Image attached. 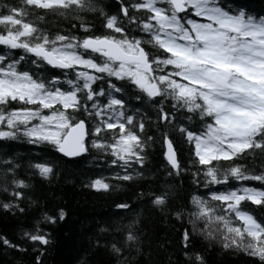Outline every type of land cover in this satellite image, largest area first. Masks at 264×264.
I'll return each mask as SVG.
<instances>
[{
    "label": "snow or ice",
    "instance_id": "obj_1",
    "mask_svg": "<svg viewBox=\"0 0 264 264\" xmlns=\"http://www.w3.org/2000/svg\"><path fill=\"white\" fill-rule=\"evenodd\" d=\"M116 5L108 12L100 0L0 3V190L11 197L0 208L22 213L24 194L17 189L31 188L17 178L22 165L14 143L31 146L36 158L27 161L25 174L42 181L61 164L78 169L89 159L115 170L83 184L107 193L114 187L109 180L149 179L148 149L162 142L165 174L178 181L187 177L194 188L191 207L185 206L193 231L242 253L249 264H264V221L241 206L264 208V190L243 183L264 184V171L256 174L247 165L250 157L264 156V15L225 0ZM200 189L206 196L196 194ZM147 195L155 213L177 220L185 215V208L169 202V192ZM114 209L123 216L131 205ZM65 218L61 208L44 213L42 222L55 227ZM138 223L132 219L113 231L123 232V243L132 247L139 243ZM39 224L21 237L33 242L36 264L44 250L35 242L51 243ZM96 233L89 237L90 250L105 247L101 238L109 226L99 224ZM180 244L192 246L187 230ZM0 249L26 251L6 235H0ZM110 253L116 264H128L115 243ZM184 256L190 264H205L199 252Z\"/></svg>",
    "mask_w": 264,
    "mask_h": 264
},
{
    "label": "trees",
    "instance_id": "obj_2",
    "mask_svg": "<svg viewBox=\"0 0 264 264\" xmlns=\"http://www.w3.org/2000/svg\"><path fill=\"white\" fill-rule=\"evenodd\" d=\"M3 2L4 0H0V3ZM225 2L243 6L257 17L264 15V0H225ZM100 3L108 12H115L118 7L116 0H100ZM49 19L54 23L59 22V18ZM93 23L98 31H102L99 20ZM149 134H151V129H149ZM174 140L175 146L181 153L180 158L186 160L187 157L182 155L184 149L180 146L179 138L174 137ZM161 144L162 142L154 144L148 149L149 179L137 177L128 182L109 180L108 182L114 187L104 193L85 188L83 184L90 177L108 176L115 170L106 168L102 164L100 167H95L97 162L89 159L78 169L68 168L61 164L55 169L49 181H42L38 176L25 174L27 161L36 158L29 151L31 146L14 143L13 150L18 154L15 158L22 165L17 178L31 184V188L17 189L24 194L19 202V206L24 209L22 213L18 210L15 213L5 212L0 208V235H6L14 243L25 247L26 251L21 253L15 250L0 249V264H36L35 257L39 253L32 251L33 242L26 238L21 239V237L24 231H35L38 221H40L39 227L43 232L48 233V239L51 241L48 245L35 242L38 248L44 250L41 264H78L82 258L87 264H116V257L110 253L113 243L123 249L124 254L120 259L126 260L128 264H190L184 256L185 251L189 254L199 252L205 264H249L250 258L242 253L225 251L214 240L204 239L199 232L193 231L187 217V207L191 205L187 202L189 193H192L194 188L187 177L178 181L165 174L167 162L163 158ZM8 155H11V151ZM247 165L249 170L259 174L264 171V156L250 157ZM243 183L264 190V184L255 181ZM9 190H11L10 183ZM149 191L169 192V202L173 207L185 208V215L182 219L177 220L171 215L163 216L155 213L147 203L150 199L147 195ZM206 191L200 189L196 191V194L206 196ZM138 192L145 193L142 199L136 198ZM10 199L11 197L0 190V202H7ZM123 202L129 203L131 209L126 215L121 216L117 214L114 206ZM241 206L258 221H264V208L249 202H243ZM61 208L66 212L64 222L55 227L42 222L44 213L54 214ZM132 219L139 220L137 225L139 243L128 247L123 243L124 233L113 231V228L127 224ZM99 224L109 226V233L103 234L101 238V243L105 244V247L90 250L89 237L97 235L96 228ZM234 225H239V222L234 220ZM199 227L200 225L197 224V228ZM185 230L192 234L193 239L192 246L187 250L180 244L181 234ZM136 247H139V252L136 251Z\"/></svg>",
    "mask_w": 264,
    "mask_h": 264
}]
</instances>
